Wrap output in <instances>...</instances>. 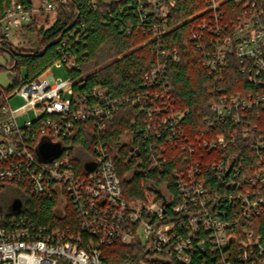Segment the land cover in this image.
Segmentation results:
<instances>
[{"label": "built area", "instance_id": "1", "mask_svg": "<svg viewBox=\"0 0 264 264\" xmlns=\"http://www.w3.org/2000/svg\"><path fill=\"white\" fill-rule=\"evenodd\" d=\"M34 1L32 7L11 2L0 19V48L39 12L55 20L58 9L70 0H38L39 7ZM133 3L159 47L176 0ZM199 14L192 41L210 75L224 79L229 57H234L251 83L264 87V0H207ZM85 33L81 25L68 35L78 40ZM62 48L66 50L67 42ZM65 50L53 65L64 66L68 73L80 69L79 59ZM173 61L180 59L175 55ZM52 66L36 80L22 76V84L5 100L0 182L27 184L36 198L58 196L57 215L65 217L71 205L76 225L49 228L28 216L5 218L0 213V264H106L104 248L112 244L143 246L139 260L124 264H264V234L256 224L264 214V126L250 119L254 113L260 118L258 109L264 110V91L229 95L220 90V96L211 99L213 116L205 120L206 131L190 135L183 124L188 112L177 108L166 63L152 68L140 93L121 99H113L102 86L83 90L84 83L70 76L57 81ZM17 95L26 104L16 111L9 100ZM123 105L140 106L146 120L143 147L136 146L130 134L121 144L134 146L149 170L162 172L174 162V191L151 185V192L127 199L103 141L94 144L91 157L83 158L79 151L83 164L76 163L66 140L77 125L90 123L93 132L103 134ZM24 108L33 109L36 118L21 127L17 117ZM42 141L61 144V154L43 161L37 153ZM240 145L255 154L253 163L242 158ZM88 164L94 168L88 170ZM209 173L221 183L220 190L208 183Z\"/></svg>", "mask_w": 264, "mask_h": 264}, {"label": "trees", "instance_id": "2", "mask_svg": "<svg viewBox=\"0 0 264 264\" xmlns=\"http://www.w3.org/2000/svg\"><path fill=\"white\" fill-rule=\"evenodd\" d=\"M13 0H0V19ZM22 5L32 7L31 0H14ZM70 0L61 6L53 24L49 28L40 27L36 19L26 27L39 30V48L37 52L16 53L9 41H5L0 50H7L12 59V69L18 72L12 86L0 87V117L6 99L17 87L25 81L36 80L61 56L65 49L62 43L67 42L65 51L70 50L79 59L80 69L71 71V79L83 85V90H92L94 86H102L109 90L113 99L133 97L144 89L146 76L160 62L168 66V76L177 108L185 113L183 124L187 126L190 135L206 131V119L212 117L210 102L212 97L220 96V90L225 94H249L263 92L264 87L252 84L248 73H243L238 61L229 57L224 79L210 75L203 65V56L197 51L192 41V31L199 16L207 8V0H176L168 21V32L163 37V44L158 47L152 42L151 26L141 21L137 14L134 0ZM227 4H230L228 1ZM229 5V6H230ZM233 7V5H232ZM84 25L86 33L78 40L70 38L69 32ZM1 30V29H0ZM2 32L0 31V39ZM144 43H147L145 46ZM165 56H162L163 50ZM168 55V56H166ZM177 55L179 63L173 61ZM26 68V74L22 68ZM80 81V82H79ZM77 88H79L77 84ZM140 106L123 105L116 113L115 120L108 124L103 134H96L90 123L78 124L73 135L66 140V146L76 156L79 165L81 159L76 155L79 151L93 155L94 144L103 141L110 149L117 166L123 185L124 195L132 200L151 192V185H166L174 191L175 178L172 170L174 162L165 165L162 172L148 169L141 159V154L134 152V146L123 145L124 135L130 134L136 146L144 144L145 116ZM260 118L254 113L250 119L264 126V110L259 108ZM221 133L222 130L220 129ZM239 153L248 164L255 161V154L240 145ZM179 154V153H178ZM180 157L182 153L180 152ZM243 160V161H244ZM143 162V163H140ZM208 183L214 189L220 190L212 173L208 174ZM225 188V187H224ZM10 198L21 199V210L11 209L13 201ZM58 196L52 198H36L30 192L27 184L0 182V213L9 218L14 215L28 216L38 226L49 228H65L75 226L74 212L68 204L66 216L57 215ZM257 228L264 234V214L256 221ZM104 261L106 264H124L140 259L144 248L140 244L130 246H105Z\"/></svg>", "mask_w": 264, "mask_h": 264}, {"label": "rangeland", "instance_id": "3", "mask_svg": "<svg viewBox=\"0 0 264 264\" xmlns=\"http://www.w3.org/2000/svg\"><path fill=\"white\" fill-rule=\"evenodd\" d=\"M36 7H39L41 3L38 0L34 1ZM57 15V14H56ZM56 15H54L56 17ZM38 25L40 27L49 28L52 25L54 18L52 14L45 13L43 11L36 14L35 17ZM39 30H31L29 28H19L15 32L9 35V42L14 47L16 53H31L37 52L39 48ZM13 59L10 53L7 50H0V87L8 88L12 86L14 78L17 77L18 72L12 69ZM50 72L57 81H65L69 78V73L67 69L62 66L53 65ZM22 73L26 74V68H22ZM68 97V96H67ZM10 108L12 110H18L26 104L25 100L20 96H14L10 100ZM1 118V117H0ZM36 118L35 111L31 108H24L18 112V123L21 127L29 121H34ZM80 152L77 153V155ZM82 157H91L88 153H82ZM83 158H81V163L83 164ZM154 185V184H152ZM161 187V186H160ZM11 201H14V198H10ZM141 242L144 246L147 245L148 239L143 237Z\"/></svg>", "mask_w": 264, "mask_h": 264}, {"label": "water", "instance_id": "4", "mask_svg": "<svg viewBox=\"0 0 264 264\" xmlns=\"http://www.w3.org/2000/svg\"><path fill=\"white\" fill-rule=\"evenodd\" d=\"M62 145L59 143H49L47 141H42L37 148L38 156L43 161H49L61 154ZM86 168L92 170L94 168L93 164H88ZM22 202L21 199H16L11 205V209L14 212L21 210Z\"/></svg>", "mask_w": 264, "mask_h": 264}]
</instances>
